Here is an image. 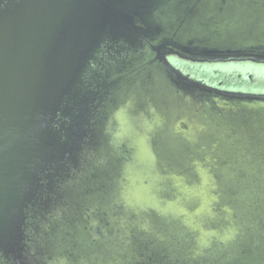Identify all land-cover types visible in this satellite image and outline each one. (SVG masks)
Masks as SVG:
<instances>
[{"label":"water","instance_id":"95a60500","mask_svg":"<svg viewBox=\"0 0 264 264\" xmlns=\"http://www.w3.org/2000/svg\"><path fill=\"white\" fill-rule=\"evenodd\" d=\"M169 57L264 64V0H0V264H264V94Z\"/></svg>","mask_w":264,"mask_h":264},{"label":"rangeland","instance_id":"374dc122","mask_svg":"<svg viewBox=\"0 0 264 264\" xmlns=\"http://www.w3.org/2000/svg\"><path fill=\"white\" fill-rule=\"evenodd\" d=\"M180 70L183 71L187 76L192 74L195 78L204 79L205 81L215 84L222 85L230 88L240 89L239 93L245 94H264V70L252 69V68H241L238 67H223L213 69H202L196 68V65L188 63H174ZM225 64V63H224ZM200 68V69H199ZM246 69V70H243ZM191 76V75H190ZM247 78L252 79V81Z\"/></svg>","mask_w":264,"mask_h":264},{"label":"flooded vegetation","instance_id":"af4514ba","mask_svg":"<svg viewBox=\"0 0 264 264\" xmlns=\"http://www.w3.org/2000/svg\"><path fill=\"white\" fill-rule=\"evenodd\" d=\"M169 61L172 63V62H175V61H181L182 63H188V64H193V65H196V68L197 67H200L201 68V71L200 72H203L205 70H202V69H213V68H223V67H238L239 69L245 67V68H249V67H252V69H255L256 66H253V65H250V64H247V63H241V62H229V64H224L222 62H216V63H208V62H189V61H185V60H181V59H178L176 57H169L168 58ZM173 64V63H172ZM208 64V65H207ZM174 65V64H173ZM177 69H181V68H178L176 65H174ZM199 68V69H200ZM256 68H259L262 70V68L264 67H256ZM243 70H246V69H243ZM181 71V70H180ZM184 75H186L183 71H181ZM188 75V74H187ZM186 75V76H187ZM191 75V76H190ZM189 77L191 80L195 81V82H198V83H201V84H204V85H207V86H210V87H215V88H218V89H221V90H225V91H231V92H238L240 89H237V88H230V87H226V86H222V85H215V84H212V83H209L207 81H205L204 79H198V77H194L192 76V74L190 73ZM248 80L252 81V79L250 78H247Z\"/></svg>","mask_w":264,"mask_h":264},{"label":"trees","instance_id":"16d2710c","mask_svg":"<svg viewBox=\"0 0 264 264\" xmlns=\"http://www.w3.org/2000/svg\"><path fill=\"white\" fill-rule=\"evenodd\" d=\"M241 63H247V64H250V65H253L256 67H264V64H262V63H253V62H249V61H242Z\"/></svg>","mask_w":264,"mask_h":264}]
</instances>
